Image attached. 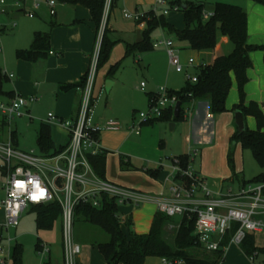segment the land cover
I'll use <instances>...</instances> for the list:
<instances>
[{"label":"crops","instance_id":"obj_1","mask_svg":"<svg viewBox=\"0 0 264 264\" xmlns=\"http://www.w3.org/2000/svg\"><path fill=\"white\" fill-rule=\"evenodd\" d=\"M178 1L183 4L193 2L195 4H204L205 6L216 2L239 5L247 12L249 44H264V5L253 0H169L168 6L176 5ZM155 3L156 0H115L108 19V38L114 44L121 42L126 49L130 45L140 42L143 39V32L147 28L148 19L140 21L128 19L125 17V12L146 14L153 10ZM164 7L166 5L158 6L157 17H163L169 25L177 30H183L185 28L184 13L179 10L163 15L162 8ZM38 31L50 34L49 53L40 55L35 60L20 58L18 56L19 51L31 48L34 35ZM0 32L2 34L0 36V45L2 47L0 51V75L2 77L0 99L7 100L18 94L26 97H37L36 101L29 104L28 109L31 117L23 116L18 118L24 120L28 133L33 135L36 143H23V140L21 142L18 134V124H16L14 129L12 126L13 121L11 123L7 122L2 115L1 125L8 124L10 126L9 140H12L14 146L20 151L30 152L33 150L37 154L43 155L37 139L41 125L45 123L50 126V135L55 148L67 147L70 141L68 131L57 121L48 122V114L53 112L56 116L63 119H75L77 116L82 90L78 87L68 89L63 86L78 82L88 72L90 67L98 34L90 10L81 4L73 5L59 2L55 15H51L49 7L42 4L36 9L34 17H29L21 8L14 9L10 7L7 14L0 15ZM166 39L174 41L177 54L185 67L183 72L189 74H197L202 66L212 64L218 56L230 54L234 50V43L220 30L217 33L216 47L201 51L188 48L186 43L179 41L176 34L168 28L159 26L151 33V40L154 44L158 40ZM165 48L163 45H154V48L150 51L143 52V54L142 52L134 54L139 68L142 67V60L148 71L149 81H141V83L146 82L145 90H142L141 83L139 84V90L147 94L148 106L150 105V94L158 92L160 81L165 79V72L170 67V59ZM251 59L253 66L248 70L249 81L245 85V104L248 105L252 101L256 102L264 112V52L261 50L253 51ZM11 74L12 76H10ZM109 79L111 77L107 75L102 85L99 82L97 84L96 80L94 87V120L103 122L112 118L121 125V129L118 131H104L100 135L104 151L107 152L106 179L121 186L137 189L151 196H158L163 193L165 197H170L172 186L170 178L173 162L170 165H165L164 163L157 165V161H152L155 162L153 169L161 168L157 177H153L146 172L148 168H151L150 166L148 168L144 166L140 168L133 164V154L134 157L141 158L138 150L143 146V127L145 125L139 134L132 132L129 127L138 112L143 110H139L136 107L132 115L129 113H114L108 97L114 87V82H112L109 90L106 89V84L104 83ZM186 81L181 86H175L176 83L170 76L166 87L169 90L178 91L185 86ZM96 85L99 88L98 92H96ZM104 91L107 93L105 110L96 108V104ZM238 104H240V96L237 79L234 74H232V86L226 100L227 111L219 114L217 120L214 118V122L211 121L208 114V111H210L208 100H192L185 106L183 119V121L190 124V134L186 137L189 145L191 147L193 145L196 146V149L213 145L215 143L213 135L217 134L218 137L217 131L219 132L220 129L221 135H224V137L237 133L238 127L235 123L234 108ZM245 120L249 129L255 130L257 128L255 117L247 116ZM144 134H147V132ZM62 136L66 137L67 141L65 144L61 143L60 147L57 148V143L62 142ZM0 141L8 142L2 140L1 137ZM53 155L55 154L53 153ZM122 158L129 161V165L125 169L122 168ZM206 167L205 161H203L199 168H194L201 175V172H204ZM2 173L4 174L3 170ZM230 180L234 181L235 177L232 176ZM225 182L226 179H216L209 184L213 189L224 191ZM1 188L4 191L2 185ZM33 206L31 205L32 210H34ZM157 212L156 205L153 202H147L141 206L133 204L119 206L123 231L129 235L130 227L127 224L131 222V228L137 234L149 233ZM0 217L5 218V210L3 208H0ZM181 218V216L175 217V223L178 226ZM166 229H170L169 225ZM37 230L39 234L40 231L47 230L41 232L42 237H38L35 245L37 252L39 250L38 243H46L50 247L49 255L44 260L40 258L39 264H64L61 217L51 229L37 228ZM75 237L84 248L78 258L79 263L107 264L104 256L97 252L96 249L98 248L94 245L100 242V231L98 228L79 223L77 226L75 225ZM253 237L255 245L264 249V231L254 233ZM16 243L19 242L17 241ZM12 249L13 247L11 246V256ZM208 252L213 253L212 251ZM151 258L153 257H148L144 264ZM22 264H29V262L24 258V260L22 259ZM161 264H165L163 258H161ZM220 264H264V252H259L256 256L251 257L243 251L242 245L231 244L225 249L224 258Z\"/></svg>","mask_w":264,"mask_h":264},{"label":"built area","instance_id":"obj_2","mask_svg":"<svg viewBox=\"0 0 264 264\" xmlns=\"http://www.w3.org/2000/svg\"><path fill=\"white\" fill-rule=\"evenodd\" d=\"M42 4L49 7L51 15H55L59 1L0 0V15L7 14L12 7L21 8L27 16L34 17L36 9ZM168 4L169 0H156L151 12L143 14L126 11L125 17L135 21L149 19L151 14L157 16L160 5H166L162 8L163 15L181 9L178 4L172 6ZM112 7L113 0H106L86 84L81 89V102L76 118L63 119L53 112L48 114V122L57 121L68 131L70 135L68 146L58 154L41 155L33 150L30 152L18 150L12 140L0 141V156L5 161L2 166L4 172L2 187L5 197L0 199V208L5 210V221L0 225V264H9L12 260L10 242L14 237L6 236L4 232L19 226L21 216L28 206L52 202H58L62 209L64 264H77L82 245L75 237L76 207L85 203L100 208L103 195L115 197L119 206L125 204L141 206L153 202L158 212L170 217L185 215L189 218L195 217L197 242L207 251L225 250L231 244L242 245L248 235L264 231V180L243 182L236 191L233 187H229L227 191L213 189L196 171L191 158L184 168L176 157L173 159L170 178L171 196L165 197L163 193L151 196L137 189L115 184L102 179L94 172L88 155L104 152L100 135L104 131L121 129L120 123L115 119L110 118L103 122L94 120V87L98 59ZM212 15L213 13L210 14ZM154 45L165 46L170 64L177 72L184 71V64L177 54L173 40H158ZM186 75L188 81L197 82V74ZM145 85L146 82L141 83L142 90H145ZM36 99V96L26 97L20 94L7 100L0 99V114L9 123L23 116L31 117L29 104ZM177 102V96L172 95L166 86H162L152 98L148 110L138 112L129 129L139 134L145 124L159 119L168 108H175ZM208 114L213 121L214 116L210 111ZM194 152L197 153L198 149ZM169 228H175V224H170ZM228 236V242L224 244ZM3 241H6L7 245H4ZM38 253L44 260L50 253V247L46 243H41ZM163 261L165 264L186 263L182 258H163Z\"/></svg>","mask_w":264,"mask_h":264},{"label":"trees","instance_id":"obj_3","mask_svg":"<svg viewBox=\"0 0 264 264\" xmlns=\"http://www.w3.org/2000/svg\"><path fill=\"white\" fill-rule=\"evenodd\" d=\"M62 3L81 4L87 7L96 24L97 31L100 28L104 6L106 0H58ZM264 5V0H253ZM115 0H113L114 6ZM184 13L185 28L177 30L169 25L163 17H157L151 14L147 21V28L143 32V39L140 42L130 45L127 49V55L136 52H147L154 48L151 40V33L157 27H165L174 32L179 41L185 42L187 47L193 50L213 49L217 44V33L220 30L224 35L234 43V50L230 54L218 56L212 64L202 66L198 73V80L195 83L186 81L181 90H170L172 95L177 96L181 102V109L178 116L174 114V108H168L159 120L181 121L184 119L185 106L192 100H208L210 113L215 116L227 111L226 100L232 86V74L235 75L238 83L240 104L234 109L241 110L245 118L253 116L257 121V128L251 130L246 126L243 132L234 134L233 139L236 144L242 148L251 149L257 163L264 167V112L256 102H246L245 85L249 81L248 70L253 66L251 53L261 50L264 52L263 45H251L248 42V16L246 10L239 6L226 2H216L213 4V15L205 20L206 6L204 4H195L187 2L185 4L177 2ZM109 23L107 22L105 33L102 39L98 69L104 64L112 50L114 42L108 36ZM50 51V34L45 32H36L30 49L19 51L18 56L26 60H35L40 55H46ZM119 63L113 65L109 70L112 75L117 69ZM87 73L78 81L72 84L64 85V88H83L86 84ZM0 93H2V77L0 75ZM156 93L150 94V102ZM157 120V119H156ZM155 121V120H154ZM151 121L149 123H152ZM38 146L43 155H53L62 152L66 146L56 149L50 135V126L43 123L39 129ZM53 151V153H52ZM181 165L185 168L190 161L189 155L177 156ZM88 159L94 172L106 179V160L107 152L97 155H88ZM229 162H233L232 154L228 155ZM122 168L129 165V161L122 158ZM161 168L148 169V173L157 177ZM107 180V179H106ZM264 180V176L259 175L253 180ZM249 181V182H250ZM248 182V181H243ZM36 212V223L38 229H51L55 222L61 217L62 209L58 202L49 204L34 205ZM77 224H88L99 228L109 235V240L97 242L100 253L104 256L107 264H144L148 257L156 256L167 259L182 258L186 264H220L224 258L223 249L214 251L206 257H199L193 254L195 248L200 247L195 236L196 218H189L187 215L181 218L173 242L165 238L166 227L175 221V217H170L162 212H157L153 220L151 229L147 234H137L131 228L129 235L122 229V220L119 214V205L115 197L103 195L102 206L93 207L89 204L81 203L76 207ZM229 236L224 244H227ZM41 243H38V249ZM201 248V247H200ZM243 251L253 257L259 252H264L263 248L255 245L253 234L248 235L242 244ZM23 246L16 243L12 249L13 264H22ZM77 264H81L77 262Z\"/></svg>","mask_w":264,"mask_h":264},{"label":"rangeland","instance_id":"obj_4","mask_svg":"<svg viewBox=\"0 0 264 264\" xmlns=\"http://www.w3.org/2000/svg\"><path fill=\"white\" fill-rule=\"evenodd\" d=\"M206 10L207 15L205 16V19L210 18V14L213 13V4H206ZM0 36H2L1 32ZM138 53L141 52H136V54ZM134 54L127 55V49L121 42L114 44L108 60L98 69L96 79L97 84L99 82L102 85L104 78H106L107 75L111 77L109 80L114 82V87L108 96L110 98L109 101L111 102V109H113L114 113H129L132 115L133 110L136 107L143 111H147L149 108L147 105V94L139 90V84L142 80L149 81L148 71L142 60V67L139 68L138 64L136 63V58H134ZM118 63L119 65L115 72L112 75H109V70L113 65ZM169 66L170 67L165 72V79H161L160 81L161 83L158 86V91L160 90L161 86H167L170 76L171 79L175 81V86H181L187 80L186 72H177L170 63ZM104 83L106 84L107 81ZM96 87V92H98V85H96ZM106 98L107 93L104 91L103 95L96 104V108L98 107L105 110ZM217 116L218 115L214 116L216 120L218 118ZM1 118L2 115L0 114V121L2 120ZM172 123L173 121L157 119L152 123L145 124L143 127V146L142 148L138 147L141 148L138 150V154L140 155L139 157L141 158L134 157L133 154V164L139 166L140 168L143 166L148 168L150 166L151 168L148 169H153L155 162L152 161H157V165L161 163L170 165L173 162L172 160L177 156L189 155L193 165H195V168H199L200 164L205 161V165L207 167L204 172H201V175L205 181L208 182V184L215 181L216 179H226L224 191H227L229 187H233L236 191L243 181L253 180L259 175L264 176V167L257 163L251 149L242 148L240 144L235 143V140L233 139L234 133L230 134V136L224 137V135H221L220 129L219 132L217 131L218 137L217 134L213 135V140L215 139V143L213 144L210 142L213 145L209 147H199L198 152L195 153L194 150L196 149V146L193 145L191 147L186 141V137L190 134L191 130L190 124L183 120L176 121L174 122V128H172ZM16 124L19 126L18 134L21 142L23 140V143H36V139L33 137V135L28 133L27 127L24 124V120H13L12 126L14 129ZM0 129L1 139L8 141L10 138V126L8 124L3 126L0 123ZM145 132H147V134H144ZM61 140L62 142L57 143V148L60 147L61 143L65 144L67 141L66 137L63 136L61 137ZM230 153L232 154L233 162H229L228 160V155ZM4 162L5 161L3 157L0 156V198L4 197L5 195L1 188L2 182L4 180V174L2 173V166L4 165ZM232 176L235 177L234 181L230 180ZM36 216V212L31 209L30 205L22 214L19 226L4 232V235L14 237V239L10 242L12 247L16 245L17 241L23 246V260L25 258L29 264H39L41 256L37 252L35 245L37 243L38 237H42L41 232L47 231L44 230L40 231V234L38 233ZM4 221L5 218L0 217V222L2 224ZM175 222L176 221H173L172 224H176ZM177 227L178 225L176 224L175 228L165 230V238L168 241L173 242ZM98 230L100 231L99 241H108L109 235L99 228ZM3 244L7 245V242L3 241ZM83 250L84 248L82 246V252ZM96 250L100 255H102L100 251H98L99 249ZM192 252L199 257H206V255L212 254L211 252L205 251L200 247L195 248ZM152 257L153 258L149 259L146 264H161V257ZM9 264H13V262L10 261Z\"/></svg>","mask_w":264,"mask_h":264},{"label":"water","instance_id":"obj_5","mask_svg":"<svg viewBox=\"0 0 264 264\" xmlns=\"http://www.w3.org/2000/svg\"><path fill=\"white\" fill-rule=\"evenodd\" d=\"M111 85H112V82L110 80L107 81L106 89L109 90ZM180 109H181V102L178 101L175 108H174L175 116L179 115ZM234 114H235V123L238 127V131L241 133V132L246 130V120H245L244 113L238 109V110H235ZM171 125H172V128H174L175 123L173 122Z\"/></svg>","mask_w":264,"mask_h":264}]
</instances>
